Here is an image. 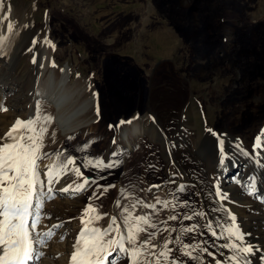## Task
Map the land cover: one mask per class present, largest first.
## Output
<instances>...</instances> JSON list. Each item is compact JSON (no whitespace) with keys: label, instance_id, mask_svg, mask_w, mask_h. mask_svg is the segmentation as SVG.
I'll return each instance as SVG.
<instances>
[{"label":"rangeland","instance_id":"374dc122","mask_svg":"<svg viewBox=\"0 0 264 264\" xmlns=\"http://www.w3.org/2000/svg\"><path fill=\"white\" fill-rule=\"evenodd\" d=\"M220 1L216 5L210 0L196 1L189 10L184 7L186 0H0L30 15L32 22V31L24 33L21 28L4 42L0 40V49L6 48L0 67L10 62L11 48L15 56L12 71L0 70V78L7 81V90H0V149L8 144L37 146L38 183L33 184L32 195L38 196L40 205L38 209L32 205L36 212L29 226L39 230L38 235H49L41 250L59 249L54 258L57 264H73L77 249L83 251L85 244L98 238L108 248L104 264H133V250L138 253L137 264H201L200 252L207 249L211 250L210 264H225L216 251L215 237L222 233L204 219L199 181L192 180L201 179L200 167L189 176L190 142L196 150L204 146L201 164L212 185L227 182L221 179L223 165H236L229 171L232 176L245 172L248 186L228 187L218 200L238 218L241 230L258 227L250 231L260 244L264 241V202L256 197L258 190H251L254 184L264 185V156L260 155L264 153V0H245L246 7L255 6L246 12L239 6L242 0ZM114 15L129 20L105 36V20ZM169 21L181 30V37L172 27L171 35L161 32L170 26ZM158 25L163 26L161 31L153 30ZM77 28L90 41L77 43L73 39ZM123 36L119 60H108L106 51L123 41ZM33 39L36 50L49 41L57 69L68 64L71 83L82 80L97 97V122L64 140L53 141L54 134H59L54 125H50L53 130L30 125L28 113L37 78V65L29 51ZM165 60L170 66L158 71V79H151L153 70ZM138 120L142 127L154 128L159 140L149 133L138 139L131 130L128 139L122 140L126 125ZM209 130L217 136L209 135ZM217 137L225 141L224 152L218 148ZM131 145L138 150L127 156ZM245 152L247 156L242 155ZM70 158L76 160L83 178L74 180L76 191L67 195L55 184L65 168L63 161ZM127 159L130 163L126 164ZM45 168L50 174L43 172ZM164 172L179 186L175 185L171 199L157 193L148 207L152 188L163 183ZM110 241H119V252L117 245L109 246ZM246 255L245 259L253 258V253ZM43 258L38 255L33 264H41Z\"/></svg>","mask_w":264,"mask_h":264},{"label":"bare ground","instance_id":"6f19581e","mask_svg":"<svg viewBox=\"0 0 264 264\" xmlns=\"http://www.w3.org/2000/svg\"><path fill=\"white\" fill-rule=\"evenodd\" d=\"M0 25H1L0 26V40L2 42H4L3 40H5L6 37L9 38L10 33L14 35L15 32L19 31V29L21 28L25 30L24 33L32 29V22L30 20V15L17 12L13 6L8 7V6L3 5V7L1 8V12H0ZM2 30L4 32H2ZM33 32H36V31L33 30ZM12 43H14V38L11 41V44ZM36 49L37 48H35L36 58H37V64H36L37 68L35 70L37 72L35 73H37V78L35 81V89L33 91L34 93L31 94L33 108L28 113L31 116L30 125L34 127L35 124H39L40 126H45L44 129H46V127L47 128L51 127L50 125H54L55 126L54 128H57L59 130V134L56 135L53 133L54 134L53 137H52V134H49V137L51 136L53 141L64 140L71 133L81 131L82 129L97 122L98 117L96 116V112L94 111V107L97 102V97L95 93L91 92L90 87L86 85L82 80L78 79L75 83H71V72H70V67L68 64H65L62 68L57 69L55 63L53 64V59H52V53H53L52 49L53 48L49 41L45 40L42 43L41 48L39 50H36ZM13 52H14L13 48H11V51L8 53V56H7L10 62H7L2 67H0V70L2 72H7L8 70L14 69L13 65L15 63V60H14L15 56L13 55ZM4 55H6V48L0 49V57H3ZM6 85H7V81H5V79L3 78H0V90L1 91L5 92V90H7ZM188 91H189V96L193 98L195 94L194 93L195 90L193 91L192 84H190ZM17 97L15 96L13 98V102L15 103V106H17L18 104L17 101H19ZM138 121L139 123H137L136 121H132L131 123L126 125L127 127L123 129L122 134H121L122 140L128 139V131L130 130L135 135H137L138 139L146 138L147 134L149 133L152 136L151 138H153V140H159L158 139L159 135L155 132L154 128L142 127L140 123L141 120H138ZM50 131L48 130V132ZM6 141L8 142L9 140L6 139ZM185 141H188V140H185ZM21 146L23 148H20V150L29 148V145L28 146L26 145V147L23 145ZM137 150H138L137 147L133 145L129 146V148H127V151H128L127 156L135 154ZM187 150H188L187 153L189 154V157H190L189 162H188L189 176L191 177L193 175L194 170L198 169V167L196 166H199L201 169L200 173L202 174V177H199L201 179H197L195 177L192 180L195 181L194 182L195 184L197 183V181H199V184H196V185H197V191L199 193V198L202 201L200 206L202 208L203 217L207 221V223L213 224L215 226V229H217L218 231H221L222 236H223V237L221 236L218 239L215 237L217 241V247H218L216 251H218L219 257L222 259V261L225 264H244L246 260L245 257L247 256L246 253H241L235 250V249L242 248V245L240 244L242 243L245 246L253 248V252H252L253 258H251V256L248 255L252 264H264V252L261 250V246H262L261 244L264 243V241H262V243L260 244L259 239L255 238L251 232V231H256L258 227L252 226L250 228L251 231L241 230L239 226L240 222L238 221V218L230 212L229 207L225 206L223 203L219 202L218 200V198H221L223 195H226L227 191H229L228 189L230 187L232 188V186H237L240 189H245L248 186V182H245L244 180L245 172H243L242 174H236L232 176V174H230L229 171L232 170V167L236 165H233V166L223 165L220 168L221 172H223L221 173V179L224 178L227 180V182L219 186H214L209 181V174L207 172V169H205V166L201 164V160L203 159L201 156H203V153H204V146H200L196 150L193 148L192 143L190 142ZM63 162L65 165V168L61 170L60 173L57 171L59 175L58 177L56 176L57 179H56L55 186H57L61 192L69 195V193L72 192L73 189L75 190L74 188L75 183L78 181L79 178L81 177L83 178V176L81 175L79 168L76 167V160L74 158L66 159ZM127 163H130V160H128L126 164ZM48 170L49 169L45 168L43 169V172H46V174H48V172L50 171ZM15 175H16L15 172L14 173L9 172L8 180H12L10 179V177L15 176ZM164 176L165 177L163 178V183L158 187L152 188V196H150L149 198L150 202L148 204V207H150V205L151 207L153 206L152 203L154 202L155 199L152 197L155 196L157 193L163 192L164 195H166V197L171 199L172 194L173 192H175V189H176L175 185L179 186V183L175 181L174 177H171L166 172H164ZM74 180H76L75 183H74ZM86 182H87V179L80 182L82 183L81 186L85 185ZM52 185L48 188L50 192L52 191ZM9 186L10 185L7 183V181L0 183V195H3L2 189L4 187H9ZM65 189H67V191H65ZM252 189L253 191L258 190L259 196H256V197L258 198V200L260 199L261 201L264 202V185L260 186L258 184L257 185L254 184L251 190ZM236 190L237 189H235V191ZM37 197L35 194L31 195V198H30L31 207L29 209L30 214L26 218V221H25V227L28 231V241L27 242L31 249L30 259L29 261H26L25 264L26 263L33 264L32 260L38 255H42V254L44 258L41 264H57L54 258H56L60 254L59 249L46 250L44 247V249L41 250V246L46 243V241L49 238V235L48 234L46 235L45 233L41 234L40 233L41 231L39 232L40 235H38L37 232L39 230H36L34 226L32 227L29 226L31 219H35L34 213L36 211H33L32 205H35L36 209H38L40 205L37 200ZM143 197L146 199L147 196L144 195ZM2 220H3V216L0 215V221ZM56 224H62V223L59 220H56ZM212 230H213L212 228H209L210 232H213ZM234 234L239 235L241 238L237 239L236 235ZM235 240H237V242H235ZM225 245H227V247H225ZM208 250L209 249L205 250L204 253L200 252L201 264H210V259L208 258V254H209L208 252L211 250L209 251ZM2 254H3V249L2 247H0V255ZM104 263L105 262H103L102 264Z\"/></svg>","mask_w":264,"mask_h":264},{"label":"snow or ice","instance_id":"6c2138e0","mask_svg":"<svg viewBox=\"0 0 264 264\" xmlns=\"http://www.w3.org/2000/svg\"><path fill=\"white\" fill-rule=\"evenodd\" d=\"M2 7L3 5L0 4V8ZM209 135L217 136L213 130H209ZM217 145L221 152L225 151L224 139L217 137ZM36 147L33 145L31 148L20 150L19 145L8 144L0 149V152L3 153L0 155V183L7 181L10 185L4 187L3 195H0V215L3 216V220L0 221V247L3 249V254L0 255V264H25L30 259L31 249L27 242L28 231L25 221L30 214L33 184L38 183L35 179ZM255 147L259 149L261 142L257 141ZM242 155L247 156L248 153L245 152ZM260 155L264 156V153H260ZM107 167L111 169L112 165L109 164ZM9 172H15L14 181L8 180ZM234 235L237 239L241 238L237 234ZM112 244L117 245L116 250L119 252L122 247L119 241H110L109 246ZM235 250L248 254L253 252V248L248 246ZM107 251L108 248L100 243L98 238L90 245L85 244L83 251L78 248L76 254L72 256V261L73 264H102ZM137 255L138 253L133 250V264H137L135 259ZM108 264H111V261ZM244 264H252V262L250 259H246Z\"/></svg>","mask_w":264,"mask_h":264},{"label":"flooded vegetation","instance_id":"af4514ba","mask_svg":"<svg viewBox=\"0 0 264 264\" xmlns=\"http://www.w3.org/2000/svg\"><path fill=\"white\" fill-rule=\"evenodd\" d=\"M196 1L199 2V1H202V0H186L184 7H186V8L188 7L189 10H190V8L194 9L195 6H194L193 2H196ZM238 1L241 2L240 0H238ZM242 1H244V3H240L239 6H241V10L243 12H246L247 8L255 9V6H254V8L251 7V6H249V7L245 6L248 3V1H255V0H248V1L242 0ZM210 2H214V4L216 5V4L220 3L221 1L220 0H210ZM158 14L160 15V13H158ZM116 16L117 15L109 16L108 19L105 20V21H108L107 22V27L108 28L104 32L105 36H110V33H112L113 30L117 29L119 24H122V22L125 23L126 21L128 22V20H129V18H124V16H120V17H116ZM162 17L165 18L166 16L162 14ZM169 24H170V26H168V28L162 26L164 28V31L160 30V28H162V27H160L159 25L158 26H154L153 30L166 32L167 35H171L170 28L172 27L173 28V33H177L181 37V34H179L181 32V30L177 26L172 24V22H170ZM124 38L125 37L123 36V39H121L123 41H120L119 43L114 44L115 46L110 48L111 49L110 51H109V49L106 51L107 53H110V55L107 57L108 60H110V61H118L119 60V57L121 55H119V53H118V50H119L118 46L122 45V43L124 42ZM73 39L77 43H79L80 41H83V42L90 41L89 37L85 33H83L82 30L79 29V28H77V30L75 31V35L73 36ZM103 48H105V47L99 46L100 50H104ZM170 64H171V62L169 60H165L164 62L159 63L158 66L153 70V73L151 75V79H154V78L158 79V76H159L158 73L161 71V69L167 70V66H170ZM110 150H111V148H110Z\"/></svg>","mask_w":264,"mask_h":264},{"label":"water","instance_id":"95a60500","mask_svg":"<svg viewBox=\"0 0 264 264\" xmlns=\"http://www.w3.org/2000/svg\"><path fill=\"white\" fill-rule=\"evenodd\" d=\"M36 46H37L36 39H33L31 46L29 47V51H31L30 53H32V55H33V60H34L35 65L37 64L36 52H35Z\"/></svg>","mask_w":264,"mask_h":264}]
</instances>
